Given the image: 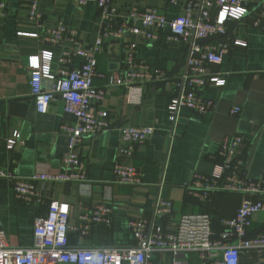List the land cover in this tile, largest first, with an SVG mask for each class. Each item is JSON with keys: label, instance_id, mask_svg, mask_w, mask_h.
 I'll return each instance as SVG.
<instances>
[{"label": "crops", "instance_id": "1", "mask_svg": "<svg viewBox=\"0 0 264 264\" xmlns=\"http://www.w3.org/2000/svg\"><path fill=\"white\" fill-rule=\"evenodd\" d=\"M187 0H139L142 7L162 10L169 19L184 13ZM31 0H0V166L22 177L35 173L63 171L62 157L68 150V136L63 126H72L75 119L65 112L58 97L48 111L40 113L30 92L31 70L28 58L43 50H51L54 58L51 71L59 67L60 49L45 42L42 35L60 23L75 28L86 45H95L101 38L97 54L98 71L116 75L130 56L129 44L134 43L135 58L146 61L160 71L147 82L139 104L126 98L122 87H107L106 80L97 78V87H106L99 108L110 114L112 127L86 141L81 147L86 160L87 181L45 182L37 184L44 203L34 205L16 198L7 179H0L2 198L0 219L13 246L27 247L33 242L35 222L46 213L51 200L70 204V225H79V217L102 204L112 210L111 223H92L85 234L71 231L72 247H122L133 244L134 235L129 222L151 217L160 199L174 204L170 216H158L157 222L166 230L177 228L183 214L209 210L214 217V231L223 230L222 219L232 217L241 205L239 192L222 191L214 194L210 203L199 202L190 193L189 184L196 172L213 173L221 162L222 141L240 135L242 142L237 155L242 160L244 174L252 179L264 178V26H255L259 17L255 10L241 21L232 23L229 32L217 40L228 45L220 64L210 68L226 79L222 86L207 85L202 95L218 101L211 115H197L182 108L176 122L169 118L168 105L176 94L174 79L185 67L187 50L184 43L171 44L168 30L156 41H148L130 31L123 38L102 36L101 18L96 2L80 5L74 0H40L41 21L29 16ZM114 16L117 27L126 24L128 7L117 1ZM141 25V23H138ZM156 32H160L157 31ZM21 33V34H20ZM27 35H23V34ZM38 33L40 37L29 34ZM243 40L245 45H234ZM82 60L76 57L73 65ZM44 80V88H51ZM240 106L239 114L231 111ZM124 125L153 126L154 133L136 146L135 155L125 160L143 173L144 184L125 185L114 182V165L122 156L125 143L121 137ZM18 143L7 148L9 139ZM264 229V212L256 215L252 230ZM156 264H171L172 257L154 253ZM190 264H210L198 253L188 255ZM241 264H264V252L246 250Z\"/></svg>", "mask_w": 264, "mask_h": 264}, {"label": "built area", "instance_id": "2", "mask_svg": "<svg viewBox=\"0 0 264 264\" xmlns=\"http://www.w3.org/2000/svg\"><path fill=\"white\" fill-rule=\"evenodd\" d=\"M39 1L31 0L29 16L42 19ZM80 5L96 2L101 18L102 36L123 38L124 31H130L148 41H156L161 32L168 30L166 39L171 43H184L187 50L183 72L174 79L176 94L168 105L169 118L176 122L182 108H188L197 115L213 114L218 101L202 95L207 85L222 86L226 79L211 70V64H220L228 45L217 42L227 34L232 23L238 22L258 11L255 26H264V0H187L184 13L169 19L160 9L142 7L139 0H74ZM117 1L128 7L126 24L117 27L114 16L118 10ZM141 23V25H138ZM160 31V32H156ZM21 34V33H20ZM23 34V33H22ZM27 35V34H23ZM40 37L38 33L29 34ZM42 39L60 49L59 67L51 71L54 53L43 50L28 58L31 70L30 92L40 113L48 111L53 100L60 97L65 112L72 115L75 123L63 126L68 136V150L62 157L63 171L59 173H35L22 177L0 166V179H7L17 199L39 205L44 203L37 184L45 182L87 181L86 160L81 147L99 133L112 127L108 111L99 108L105 98L106 87H97L95 80H106L107 87H122L128 101L139 104L142 101L144 85L160 73L146 61L135 58V44H129L130 56L122 71L108 75L98 71L97 54L102 45L101 38L95 45H86L75 28L60 23L47 29ZM243 40H234V45H245ZM80 57L79 66L73 60ZM44 80H51V88H44ZM240 106H234L233 114H239ZM153 126L124 125L121 137L125 143L122 156L114 165V182L140 186L144 184L142 171L125 160L135 155L136 146L145 142L153 133ZM242 142L240 135L225 138L220 147L221 162L213 173L196 172L189 184L190 193L199 202H209L219 191L239 192L243 199L236 214L222 219L223 230L214 231V217L206 211L181 215L177 228L166 230L157 222L158 216H170L174 204L169 199H160L151 217L129 222L134 235L131 246L122 247H72L69 234L89 231L92 223H111L112 210L98 205L91 212L79 217V225H70V204L51 200L45 214L35 222L33 242L27 247L13 246L0 219V264H156L154 253H165L172 257L171 264H190L188 255L198 253L210 264H241L246 250L264 252V229L252 230L256 215L264 212V178L252 179L244 174L242 160L237 147ZM18 141L11 138L8 149H14ZM2 189L0 186V201Z\"/></svg>", "mask_w": 264, "mask_h": 264}, {"label": "trees", "instance_id": "3", "mask_svg": "<svg viewBox=\"0 0 264 264\" xmlns=\"http://www.w3.org/2000/svg\"><path fill=\"white\" fill-rule=\"evenodd\" d=\"M220 192H222V191H220ZM228 192V191H227ZM214 196V195H213ZM213 198V197H212ZM205 203H210V201L209 202H205ZM203 211H206V212H209V210L207 209V210H203ZM210 213V212H209ZM214 221H215V219H214Z\"/></svg>", "mask_w": 264, "mask_h": 264}]
</instances>
